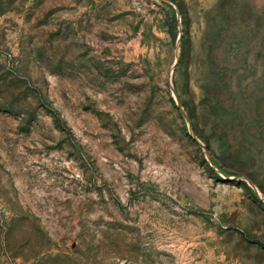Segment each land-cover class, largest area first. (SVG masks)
I'll return each mask as SVG.
<instances>
[{
	"label": "rangeland",
	"instance_id": "374dc122",
	"mask_svg": "<svg viewBox=\"0 0 264 264\" xmlns=\"http://www.w3.org/2000/svg\"><path fill=\"white\" fill-rule=\"evenodd\" d=\"M0 264H264V0H0Z\"/></svg>",
	"mask_w": 264,
	"mask_h": 264
},
{
	"label": "trees",
	"instance_id": "16d2710c",
	"mask_svg": "<svg viewBox=\"0 0 264 264\" xmlns=\"http://www.w3.org/2000/svg\"><path fill=\"white\" fill-rule=\"evenodd\" d=\"M209 162H210L212 165L214 164V162H213L212 159H209ZM252 194H253V195H256V194H255V191H252Z\"/></svg>",
	"mask_w": 264,
	"mask_h": 264
}]
</instances>
